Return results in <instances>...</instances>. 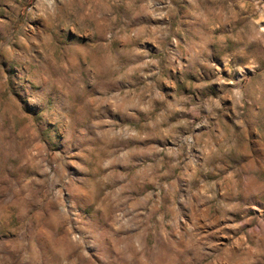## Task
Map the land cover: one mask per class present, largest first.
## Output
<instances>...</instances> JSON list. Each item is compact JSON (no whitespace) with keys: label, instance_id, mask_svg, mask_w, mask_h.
<instances>
[{"label":"rangeland","instance_id":"1","mask_svg":"<svg viewBox=\"0 0 264 264\" xmlns=\"http://www.w3.org/2000/svg\"><path fill=\"white\" fill-rule=\"evenodd\" d=\"M0 264H264V0H0Z\"/></svg>","mask_w":264,"mask_h":264}]
</instances>
